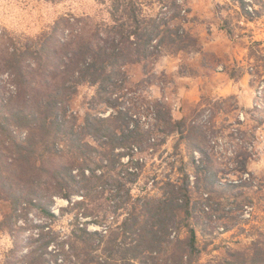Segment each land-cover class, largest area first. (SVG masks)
Segmentation results:
<instances>
[{"label": "trees", "instance_id": "trees-1", "mask_svg": "<svg viewBox=\"0 0 264 264\" xmlns=\"http://www.w3.org/2000/svg\"><path fill=\"white\" fill-rule=\"evenodd\" d=\"M158 1L164 10L173 8L169 16H145L137 0H108L107 22H95L90 28L87 20L66 14L34 39L21 45L11 43L0 52L1 68L8 80L1 86L5 92H0V109L5 111L0 116V144L11 140L9 157L0 160V191L6 194L0 198L8 201L12 211L27 202L54 219L53 197L70 202L81 189L82 200L69 208L81 205L78 209L82 210L74 216L71 229L63 232L60 248L50 253L54 264H264V240L253 242L246 252L199 263L202 250L192 218L197 211L208 214L203 203H208L210 194L202 190L201 201L191 198L190 175L183 161L175 168L178 176L174 179L152 178L151 184L160 183L158 192L137 197L139 212H134L131 203L132 210L118 214L122 216L119 223L107 226L104 233L89 229L88 222L81 219L88 215L84 201L91 192L97 198L107 193L115 200V210L125 209L132 199L129 185L141 162L136 155L144 144L151 148L154 129L176 133L181 139L185 133L201 134L197 124L184 128L183 120H173L162 103L152 127L142 132L132 106H120L117 98L109 97L126 82L125 65L188 46L189 34L178 18L181 5L176 0ZM82 84L95 85L97 101L113 110L106 116L87 111L83 124L75 125L77 119L73 117L66 129L65 102ZM29 105L31 109L25 110ZM19 128L26 129L24 138L15 137L14 129ZM87 137L94 143L85 140ZM191 143L195 150L205 153L199 146L201 140L194 138ZM123 157L127 159L122 161ZM192 164L196 182L200 173H205L211 185L218 184L212 172L206 175L201 159H193ZM237 171L248 172L246 164L241 162ZM54 235L62 234L54 232L42 248L54 240ZM22 260L23 264H48L43 252L35 249L23 254Z\"/></svg>", "mask_w": 264, "mask_h": 264}, {"label": "rangeland", "instance_id": "rangeland-1", "mask_svg": "<svg viewBox=\"0 0 264 264\" xmlns=\"http://www.w3.org/2000/svg\"><path fill=\"white\" fill-rule=\"evenodd\" d=\"M137 1L141 2L145 16L164 17L173 11L164 10L158 0ZM176 2L181 5L178 18L189 34L188 46L125 65L126 82L109 97L117 98L120 106H132L142 132L152 127L162 103L173 120H183L184 128L197 124L201 134L185 133V139H181L176 133L154 129L150 133L151 148L144 144L142 152L136 155L141 162L136 165L137 175L129 185L132 199L125 209L115 210V200L107 193L97 198L91 192L84 201L88 215L81 219L88 222L89 229L104 233V228L119 223L122 216L118 214L132 210L131 203L134 202V212H139L137 197L158 192L156 186L160 183L151 184L152 178L174 179L178 176L175 168L183 161L190 175L191 198L199 202L202 190L210 194L208 203H203L208 214L197 211L192 224L202 250L199 263L213 262L229 258L232 253L246 252L253 242L264 240V0H243V4L240 0ZM108 10V0H0V52L11 43L21 45L34 39L60 16L83 18L91 28L95 22L109 20ZM7 81L1 68L2 94L5 91L1 86H6L3 83ZM64 106L66 129L74 118L75 125L83 124L87 111L106 116L113 110L97 101L96 86L89 84L80 85ZM30 109L31 105L25 110ZM2 114L5 111L0 109ZM26 132L25 128L14 129L19 139ZM192 138L201 140L203 155L192 146ZM85 140L94 143L89 137ZM8 141L0 144V160L9 157L11 149L7 147L11 140ZM126 159L123 157L122 161ZM193 159H201L206 175L212 172L218 184L211 185L205 173H200L196 182ZM241 162L248 172L237 171ZM80 190L71 196L70 202L53 197L51 209L57 216L54 219L27 202L12 211L8 201L0 198V264H23L22 255L34 249L43 252L48 264H54L50 253L60 248L65 238L63 232L71 229L74 216L82 210L78 209L81 205L69 208L82 200ZM0 194L6 195L3 191ZM63 208L67 210L62 211ZM54 232L62 235H54V240L42 248Z\"/></svg>", "mask_w": 264, "mask_h": 264}]
</instances>
